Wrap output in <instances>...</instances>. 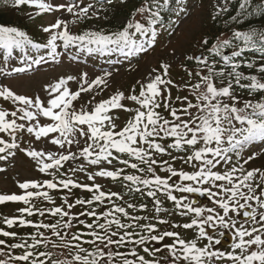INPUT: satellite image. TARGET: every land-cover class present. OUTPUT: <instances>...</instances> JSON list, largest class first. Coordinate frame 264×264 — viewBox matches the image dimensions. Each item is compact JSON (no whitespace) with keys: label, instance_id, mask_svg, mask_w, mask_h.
I'll list each match as a JSON object with an SVG mask.
<instances>
[{"label":"snow or ice","instance_id":"obj_1","mask_svg":"<svg viewBox=\"0 0 264 264\" xmlns=\"http://www.w3.org/2000/svg\"><path fill=\"white\" fill-rule=\"evenodd\" d=\"M123 2V0H122ZM168 0L158 7L163 8ZM249 0H243L240 7L245 8ZM29 5L39 9L36 13H52L57 11H66L69 14L78 17H87L89 4L87 7H80L78 3H66L54 5L46 3L44 0H12L13 7ZM155 6V5H154ZM141 13L149 12L152 19L148 24L154 25L159 20V11H152L151 7H144L138 10ZM56 29H62L56 34L51 35L46 45L49 49V58L55 59L57 53V40L63 42L65 49L69 47H78L80 51L100 52L108 55L112 52L119 51L124 56H131L135 53L147 51L144 44L135 43L129 34L130 29L135 33L148 35L151 27L145 28L139 22H130L123 31L116 33L114 36H104L94 32H87L83 35L73 36L69 34L67 24L62 20H57L50 27L44 28L45 32H55ZM256 33L241 34L234 33L236 40H243L245 45L254 46ZM152 36L155 33L152 32ZM261 51L264 52V33L259 34ZM205 43H207L205 41ZM25 45H31V48L39 50L42 46L32 44L23 33L14 29L0 27V49L11 56L13 49H22ZM95 45V47H91ZM112 46V47H109ZM151 47V43H148ZM218 47H231V43L226 41L224 45ZM245 51L241 48L233 52V57H240ZM219 55V52H217ZM196 59L199 64L207 66V75L199 77V82L191 85L187 90L191 93L192 99L188 96L177 97L176 101L184 106L181 108L174 107L170 88L177 87L170 79H165L169 75V66L161 65L162 74H156L146 83L138 82L140 90L138 94L125 96L123 93H116L105 101L97 103L90 112L81 110L76 112L73 109V102L77 101L82 93L99 89L107 83V77L111 73H105L103 76L89 82L86 74H83L76 82L80 84L77 91L69 90L68 84L74 80L73 77L61 78L53 85L46 87L45 91L51 99L46 102L42 101L39 96L28 98L18 96L11 90L3 88L0 90V98L11 100L17 107L11 113L0 111V133L10 136L12 142H5L0 139V154L8 152L14 155L10 150L19 149L20 145L16 142L17 132H27L40 140L42 137H49L50 134H57L55 138L50 139V143L64 149L65 146H71L73 143L79 144L83 139L87 144L79 153L68 152L67 154H45L43 151L25 152L27 156L35 159L39 164V171L45 174H51V170L59 171L68 161L82 159L89 165H98L106 162L112 165L115 161L119 165H124L129 169H134L141 175L121 176L124 168H118L116 171L100 170L93 174L87 175L88 180L94 177L110 178L113 181H128L132 185H142L141 187L131 188L130 191L147 195L149 198H155L158 193H162L168 201L174 202L175 214L180 216L192 217L190 222H184L179 225L172 224L173 228L182 230H198L195 239L186 241L182 239L179 232L163 231L158 232L157 228L151 223L139 225L140 220H147L148 217L129 216L128 211L122 206H114L109 211L97 215L95 209L90 212H81V216L93 218L96 221L105 220L106 223L97 225L85 223L79 220L78 216H71L69 213L76 205H91L94 202L103 204L105 200H123V196L118 193L105 194L97 186H88L74 182L71 177L67 180H58L55 182H45L40 185L35 182L19 183L18 187L24 190V195H0V205L6 203H22L25 208L20 209L21 216L39 215L59 217V220L53 224L39 223L34 224L25 219L6 218L4 223L7 228L11 229L14 225L20 227H31L37 230L44 229L51 233L60 241L57 244L49 236L38 233L32 236V243L25 240L23 243L6 245L5 241L0 239V247H10L12 249H24L22 255H12L7 253V259L0 260V264H9V261L23 262V264H47L46 260L40 257H47L51 264H217V262H228V264H264V172L259 169L246 170L243 165L236 167L233 165L230 169L222 172L217 171L223 168V165L232 162V155L239 156L240 151L249 144L257 142L264 143V98L241 100L235 94V89L247 90L249 97L253 94H260L264 97V76L257 79L255 75H243L237 71L241 67L239 63H231L229 58H224L225 64H230L231 72H216L209 65L208 61L199 57ZM264 59V56L261 57ZM47 62L45 57H40L29 64L35 63L40 65ZM245 67L253 68L252 63H247ZM28 69L24 67L15 68L16 73L25 72ZM4 70L0 69V73ZM155 71V70H154ZM258 72L264 74V65L258 68ZM192 76V73H188ZM215 77H231L224 84L221 80L220 87L214 82ZM83 81L84 83H80ZM136 90L132 89L134 93ZM99 94V93H97ZM193 99L195 102H193ZM130 101L137 107L133 109L126 107L122 101ZM163 108L168 113V117L161 114L159 109ZM115 111L133 113L126 125L116 130L115 120L117 117L110 115ZM19 113V115H18ZM11 117V119H9ZM43 117L51 123L41 125L38 118ZM26 123H17V121ZM36 122V123H32ZM27 125V126H26ZM79 125L80 127H76ZM86 126V127H85ZM170 141L165 145L156 142ZM171 150V151H169ZM23 151V149H21ZM172 152L178 155L173 156ZM151 153V154H150ZM183 153V155H179ZM127 159H121V156ZM154 155L170 156L163 163L154 159ZM0 159H8V156H0ZM255 159V154L251 155L244 161ZM181 160L184 165L194 169L193 172L177 171L172 167V163ZM48 161V162H46ZM132 161V162H130ZM143 165L144 167H141ZM164 165H168L164 167ZM167 174V178H161L156 175L155 168ZM0 171L4 169L0 168ZM73 171L84 172V168L77 166ZM237 173H244L237 175ZM259 175L261 180L253 186V181ZM148 177V178H144ZM179 182L169 181L177 178ZM55 179V178H54ZM58 185L60 188H58ZM41 187L49 190H71L81 189L95 194L88 200H76L75 204H67L68 210H63L60 206L50 210L37 209L33 211L34 206L30 202L34 199L42 198L44 201L54 203L48 191H39ZM257 188L260 189L257 193ZM36 190L35 192L28 191ZM144 189H148L145 193ZM173 192L181 194H196L206 197L215 207H194L189 201L177 199L172 195ZM187 197H185L186 199ZM155 212H168L161 206V201L154 199ZM255 205V206H253ZM147 206L140 210H145ZM128 208L136 211V206L129 203ZM222 210V211H221ZM114 214L126 217L137 223L122 224L120 219L113 218ZM65 218H67L65 220ZM73 220H78L88 232L68 233L58 229H71L75 227ZM61 221H64L61 223ZM160 225L168 224L166 219H157ZM115 225L123 231L109 232V228ZM141 228V232H129L128 229ZM207 229L215 231L217 228L230 230L232 232L233 243L231 251L223 252L215 250V247L221 243V239H214L207 232ZM102 230L104 235H100ZM143 233V234H141ZM157 233V234H153ZM71 235V240L77 243L72 244L65 239ZM224 232H220L222 238ZM88 236L90 239H83ZM136 236L137 239L132 237ZM0 237L15 238V233L0 230ZM115 237V239H114ZM166 239L172 240V243H164ZM41 240L44 242L43 247L47 248L49 244L53 248H64L71 250L75 248V253H71V260L57 259L52 260L53 253L40 252L38 255L28 249H37L41 246ZM206 241L203 246H198L197 241ZM154 242L160 247L149 248L145 246ZM94 246L92 250L83 247V245ZM129 244L135 245L147 256L152 257L148 260L144 255L137 251L129 249ZM108 249V251H105ZM115 249V251H113ZM120 249H126L120 251ZM167 252V255L157 257V253ZM5 255L0 253V256ZM32 258V259H30Z\"/></svg>","mask_w":264,"mask_h":264},{"label":"rangeland","instance_id":"obj_2","mask_svg":"<svg viewBox=\"0 0 264 264\" xmlns=\"http://www.w3.org/2000/svg\"><path fill=\"white\" fill-rule=\"evenodd\" d=\"M161 1L162 0H147L144 3L138 2L135 3L134 5H131L130 4L131 2L126 0L123 2L122 1L114 2L106 6L95 7L90 0H44V2L52 3L54 5L75 2L78 3L80 7H87L89 4H91L92 7L89 9L87 17H78L69 14L66 11H57L52 13H44V15L41 16V18H39L37 20V23L35 24H31L33 22H29L35 19V17H37L36 13L39 11V9L35 7L27 8V6L22 5L12 10L11 9L12 0H2L0 13H2L5 17H7L9 22L15 20L14 22H16L17 26H19L20 29L21 28L27 29L33 35H36L38 33V30H40L41 28V31L46 34L44 36L41 34V38L44 39L45 37L48 40L50 39L51 35L58 33V29H56L55 32H45L44 28L50 27L57 20H62L67 24V29L70 35H73L77 29L79 30V26L81 25H87L88 30L94 33H99L100 27L103 23L104 24L107 23L106 29L116 28V33L123 31L124 28L130 22H139L142 26H145L148 24V20L152 19V17L149 12L141 13L138 10L148 6L151 7L152 11H158L159 10L158 5L161 3ZM227 5H228L227 0H189L187 6L184 9H182L184 13H181L180 9L177 10V12L175 13L174 16L176 18L177 23L176 26H172L174 30H172L170 33L168 32L169 35L167 36L164 34V37L161 36L162 32H160L161 34L159 35V38L162 39L161 42H158L157 44L152 45L150 48H148L149 50H151L150 54L144 52L141 55H139V57L136 58V60L134 61L137 64L135 65V67H133L130 70L127 69L129 67L127 66V63L123 62L119 57L112 60L114 56H109V55L100 56L94 54H87L80 51V48L78 47H69L65 49L63 47V42L59 40H57V44L60 43L57 48L59 52L58 59L51 60L50 58H46L47 62H42L40 65H36L35 63L29 64L30 61H34L36 60V58H31L26 54L17 52L16 56L14 54L8 56L4 52V50L0 49V69L4 70L2 73H0V90H2L3 88H7L18 96H24L28 98H35L39 96L42 101L46 102L52 97L48 95V93L45 91V88L58 82L59 79L61 78H67V77L75 78L74 80L70 81L68 84L69 90L75 92L80 87V84H78L76 81L79 80V78L83 74H86L87 80L91 82L96 78L103 76L105 73H111V75L107 77V83L105 85H102L101 88L99 89H93V91L91 92L82 93L80 98L77 101L73 102V109H69V111L75 110L76 112H80L81 110H83L86 112H90L97 103L109 99L111 96L115 95L118 92L123 93L125 96H128L130 94H138L140 90V84L138 82L146 83L156 74L158 73L162 74V69L160 66L168 65L169 75L165 77V79H170L174 85H177V87H171L169 89L172 100L175 102L173 106L177 108H181L184 105L176 101V98L178 96L179 97L188 96L189 99H192L191 93L187 89L190 88L192 84L199 82V77L196 76V73L199 72L200 75L202 76L207 75V66L199 64L196 61V59H189V57L192 58L199 57L207 60L209 65L215 71V69L213 68L215 63L210 62L206 56L208 53V50H206L207 43H205L207 39L206 30L210 26V21L214 20L215 18L222 17L223 11L226 10ZM77 18L78 19L81 18L83 23L78 25L76 23ZM83 19H87V20H83ZM36 24L38 26H36ZM110 24L111 26H109ZM61 30L62 29H60L59 31ZM83 30H84L83 28H80V30L77 33V36L83 35ZM133 32H135L134 29L129 30L130 36L133 35ZM148 35L149 37H147V35L138 34L135 37H133V41L137 44H141V43L143 44V42H146V39H150L151 40L150 42L153 43L155 36L153 37L150 32ZM226 41L229 42V37L225 36L223 38H219L218 40L215 41L214 47L224 45ZM32 44H38L43 47L42 42L39 41L38 39H35V41L32 42ZM92 47H95V45H92ZM224 49L226 48L225 47L217 48V50L220 52ZM114 54L122 55L120 54L119 51L111 53V55ZM219 60H222V58H219ZM20 67H24L28 70L20 73H16L13 71L15 68H20ZM189 72L192 73V76L188 75ZM216 72H225V71L218 69ZM228 79L229 77L226 78L215 77L214 82L216 83L217 87H220L222 86L221 80H223V83L226 84ZM80 83H84V82L80 81ZM132 89H135L136 91L133 93ZM235 94L241 100L264 98L261 97L260 95L258 96L253 95L252 97H249L247 91H240L238 88L235 89ZM193 102H195L194 99ZM122 103L126 107L133 109V112L137 107L134 103L127 100L122 101ZM17 107H23V106L17 105L11 100L5 101L2 98H0V111H7L11 113ZM161 110L164 112L165 116H168V113L164 111L163 108H161ZM132 114L133 113H126L123 111H115L114 113H110V115H114L115 117H117V119L115 120L117 131H119L126 125V122L128 121V119ZM9 119H11V117H9ZM38 120L41 125H47L51 123L50 121L46 120L43 117H39ZM17 123H26V122H22L18 120ZM32 123H36V122H32ZM76 127H80V126L77 125ZM15 135L17 136L16 142L20 145V148L13 150L15 153L14 155H7L8 152L0 154V156H6V155L8 156V159H0V168L4 169V171H0V195H13V194L24 195L25 194L24 190H21L18 187L19 183H25V182L37 183L38 181L40 185H43L45 181H50V180H52L53 182L58 181L54 179L52 174L56 170H51V174L41 173L38 170L39 164L37 163V161L27 156L25 152L35 150L38 152L43 151L45 154H55L58 156L60 154H67L69 151L78 154L83 147L87 146V144L83 139H80L79 144L73 143L70 147L66 145L64 149H61L58 146H54L50 143V139L58 136V133L50 134L49 137H42L40 140H36L34 136L28 134L26 131L17 132L15 133ZM21 135H23L24 136L23 138H25L23 142L22 140H20L21 142H19V137ZM0 139H4L5 142H12L10 136L9 138H7V135L5 133H0ZM156 142L165 145L170 141L157 140ZM21 149H23V151H21ZM243 150L245 151L242 152ZM253 154H255V159L249 160L248 163H244V161ZM172 155L176 156L178 154L176 152H172ZM179 155H183V153H180ZM231 155H232V162L230 164L223 165V168H218L217 171L222 172L225 169H230L233 165H235L236 167H240L241 165H243V168L246 170L250 171L253 169H259L261 172H264V143H257L247 148H243L240 151L239 156H236L235 154H231ZM153 158L160 163H163V161L165 160L171 162L172 159L170 156L167 155L164 156L154 155ZM240 162L242 163L240 164ZM71 165L73 166L72 169L67 170L68 166ZM77 166L83 167L84 172L73 171V169H75ZM167 166L168 165H164V167ZM121 167L122 166L116 163L115 161L113 162L112 165H109L106 162H102L101 164L98 165H89L87 161H84L82 159H77L66 162L64 164V167L59 169V172H61V174L63 175L64 180H67L68 177H70L71 175V179L75 180L76 183L93 186V187L98 185L100 187V190L105 194L118 193L119 195L123 196V200H117L113 204L110 201L103 202L106 204L107 207H105L103 204L101 205L100 203H96L95 211L97 215H102L103 212L107 211V208L110 210L114 206H122L126 209V211H128L129 216L148 217L147 220H141L144 223V225L149 223H151L153 226L158 225L157 219H166L170 222L174 221L173 223H171V225L172 224L179 225L184 222H190L192 217L177 215L175 214V211L172 208H169L168 205L163 204L162 202H161V206L165 209H168L169 211L157 215L155 212V205L153 201H151L150 199L147 200L149 203L146 204L147 207L145 208V210L133 211L132 209L128 208V204L129 203L133 204V203L124 196L117 181H113L110 178H105V177H94V179L91 181L87 179V175L89 174L94 175V173L97 171L100 170L116 171V169ZM172 167L177 171H185L188 173L194 171V169L191 168L190 166L184 165L181 160H176L174 163H172ZM155 172L156 175H159L161 178H167V174L162 172L159 167L155 168ZM243 174L244 173H237V175H243ZM144 178H148V177H144ZM260 180L261 177L257 175L255 180L253 181V186L255 187L256 183L259 182ZM173 181L179 182L178 177L173 178V180H170L169 183L173 184ZM58 188H60L59 185ZM77 190L80 191L78 194L75 193V189L49 190L44 187H41L39 191L41 192L48 191L54 203H49L47 201H44L42 198H40L34 202H30V205L28 206H34L33 211H36L37 209H44L47 211L56 206H60L63 210L67 211L68 207H65V200H67L68 204H75L76 200L78 199L86 200L88 198L86 194L89 192L83 191L81 189H77ZM28 191L35 192L36 190L29 189ZM259 191L260 189L257 188V193H259ZM172 195L176 196L177 199H184L185 203H188L192 199L188 194L173 192ZM164 197L165 196L162 194V198H157V199L165 200ZM185 197L187 198L185 199ZM32 203H35V205H33ZM23 205L24 204L22 203H6L0 205V230L14 233L15 226L9 229L6 227L4 221L6 218L20 219L21 218L19 217L20 209H22ZM144 206L145 205H142V208H144ZM87 207H91V205H85V206L76 205L71 209L69 214L71 216H78L79 220H83L84 216H81L80 213L83 212L85 209H87ZM194 207H215V206L212 205L211 202L209 201L206 204H202V205L198 204L195 205ZM140 209L141 208L139 207L138 210ZM91 210L92 209H90V211ZM116 215L118 216L122 224H126L127 221L132 222L126 217L119 216V214ZM66 219L67 218H65V220ZM40 220H44L45 222L47 221L46 218H40ZM58 220L59 217H56V222ZM63 222L64 221H61V223ZM72 223L76 226L71 229H65V232L72 233V231L74 229H77L78 226L80 225L83 226L82 224L79 223L78 220H73ZM99 223H106V221L105 220L90 221V224H94V225H97ZM157 228L158 229L165 228L168 229L169 231L179 232L181 238L185 239L186 241L195 239L196 231H198V230L185 231L179 228H173L172 226L171 228H169V223L161 225V227H157ZM217 229L219 232L232 234L230 230H225L222 228H217ZM97 230L99 231V229ZM112 231H119L121 235L123 234V231L117 229L115 225L109 228V232ZM128 231L136 232L137 228L128 229ZM102 233L104 235L103 231ZM68 236L70 237L69 238L70 243H72L71 235ZM17 237L18 236L15 233L14 239L10 238L9 240H6L7 239L6 237H0V239L4 240L6 245H11L17 243L18 241H21L20 238L16 239ZM212 237L214 239H220L218 233ZM135 239H137V237ZM164 243L170 244L172 243V240L166 239ZM205 243L206 241L203 240L197 241L198 246H203ZM145 246L149 248H154L160 245H155L154 242H152L146 244ZM217 246L215 247V250H219L223 252L231 251V247L227 250H222L221 248H217ZM49 247L55 249L52 246ZM43 249L48 250L47 248H43ZM57 249H60L64 253H68L70 255L68 260H71V253H75L74 249H71L70 251L62 247ZM114 250L115 249H113V251ZM105 251H108V249H105ZM9 252L15 253L14 249L10 247H0V253L5 254L0 256V260L7 259L8 258L7 253ZM41 252L44 251L42 250ZM34 253L38 255L40 252H34ZM58 257L59 259H65L64 255H58ZM149 258L153 259L152 257ZM17 263L22 264L23 262H17ZM9 264H14V263L9 261ZM217 264H228V262H217Z\"/></svg>","mask_w":264,"mask_h":264},{"label":"trees","instance_id":"obj_3","mask_svg":"<svg viewBox=\"0 0 264 264\" xmlns=\"http://www.w3.org/2000/svg\"><path fill=\"white\" fill-rule=\"evenodd\" d=\"M130 1L134 5L138 1L142 2L143 0H130ZM176 1L178 0H168L167 4L164 5L163 8H160L161 9L160 18L162 20L167 19L169 17L168 10L171 8V5L174 4ZM227 1H228V5H227L226 10L223 11L222 17L215 18L214 20L210 21V26L206 30V38H207L206 39V42H207L206 49H210L211 47H213L215 44V41L218 40L219 38H223L225 36L229 37V42L231 43V47H226L227 50H230L233 52V51H239L241 48L245 49V51L241 54L240 57H233V55L231 54V56L229 57L230 62L239 63L241 67L237 69V71L241 72L243 75H248V76L255 75L257 79H261L262 76H264V74L259 73L258 68L261 65H264V59H261V57L264 56V52L261 51V45L259 42V34L264 33V0H249L245 8L240 7L241 3H243V0H227ZM14 21L15 20H12L11 22H9L7 17L0 14V27H4V28H7L9 26L17 27V24ZM106 24L103 23L101 25V29H103L108 34L114 33L116 28L106 29L107 28ZM109 26H111V24ZM21 29H22L21 31L26 30L24 28H21ZM236 32H240L241 34L256 33L257 35L254 37V40L256 41L255 45L248 46V45H245L242 39L236 40L234 37V33ZM213 52L215 53V50H213ZM247 63H252L253 68L249 69L245 67ZM229 79H231V77H229ZM239 90L247 91V90H242V89H239ZM253 95L258 96L260 94H253ZM126 184H129V183H126ZM128 187L130 186H127V188ZM132 187L134 188L138 186L132 185ZM127 196L130 197L131 199L135 198L134 201H136V199L142 200V202L145 201L144 198H139L133 195H127ZM31 202H34V201H31ZM32 204L35 205V203H32ZM23 217L25 218L27 217L31 223H34V224L41 223L39 215H34L31 217H28V216H23ZM113 218H115V216H113ZM90 221H91V218L89 219V223ZM14 226H15L14 233H16V235L18 236L16 239L18 238L21 239V241H18L17 243H23V240L24 241L27 240L28 243H32L31 237L34 235L37 236V239H41V236L38 233H42L45 236L51 237L50 232L45 231L43 229L37 230L31 227H20L19 225H14ZM88 231L90 230L82 226L80 228L78 227L76 231H74V233H82V232H88ZM62 232L64 233V231ZM138 232H141L140 227H138ZM99 234L103 235L102 230H99ZM90 238L91 237H88V236L83 237V239H90ZM9 239L10 238H7L6 240H9ZM42 243L44 242L41 240V246L39 248L28 249V250L34 251V252H41L43 248H45L43 247ZM83 247L91 250L93 249L94 246L85 244L83 245ZM47 249L50 251L49 246L47 247ZM14 251L15 253L11 252V254L18 256V254L19 255L23 254L24 249H14ZM52 252L53 254L58 253V251H52ZM69 256L70 255L68 254V256L65 257V259H68ZM40 259L46 260L47 264H51V261L47 260V257H40ZM57 259H59L58 256L52 255V260H57ZM10 262H13L14 264H18L16 261L10 260Z\"/></svg>","mask_w":264,"mask_h":264},{"label":"water","instance_id":"obj_4","mask_svg":"<svg viewBox=\"0 0 264 264\" xmlns=\"http://www.w3.org/2000/svg\"><path fill=\"white\" fill-rule=\"evenodd\" d=\"M190 195L194 196V197H195L196 199H198L200 202L208 201V199H207L206 197H204V196H198V195H196V194H190ZM193 202H195V201H193ZM213 232H214V231H212L211 229L207 230V233H209V234H211V233H213ZM230 242H231V239H230L229 237H224L223 240L221 241V244H222L223 246H227V245L230 244Z\"/></svg>","mask_w":264,"mask_h":264}]
</instances>
